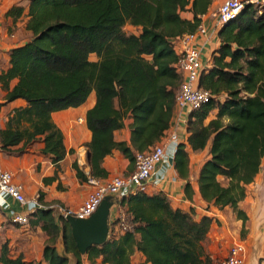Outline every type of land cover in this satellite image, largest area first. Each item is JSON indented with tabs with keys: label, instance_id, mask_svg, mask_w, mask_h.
I'll use <instances>...</instances> for the list:
<instances>
[{
	"label": "trees",
	"instance_id": "1",
	"mask_svg": "<svg viewBox=\"0 0 264 264\" xmlns=\"http://www.w3.org/2000/svg\"><path fill=\"white\" fill-rule=\"evenodd\" d=\"M213 0H30L27 8L13 7L7 16L21 18L27 10L25 30L30 41L13 48L9 66L0 73L6 102L24 100L0 131L1 149L44 144L42 153L60 169L68 151L64 134L54 123L55 112L78 108L92 93L96 105L87 114L92 140L89 175L73 163L77 178L107 179L103 163L119 151L131 164L137 153L150 151L169 129L175 109V90L181 75L172 41L193 34ZM190 12L192 20L182 14ZM139 29L128 34L125 27ZM219 46L211 53L198 87L209 99L193 110L186 123L187 145L179 143L172 167L185 180L184 194L191 197L189 151L209 147V158L199 170L198 192L218 210L232 209L242 221L246 214L238 204L245 186L254 181L264 158V4L248 5L217 33ZM95 56L96 60H92ZM17 81L14 86L12 83ZM215 112V117L209 119ZM131 123V144L116 141L115 133ZM74 153V150L69 152ZM58 169V170H59ZM58 174L45 178L51 184ZM61 186V185H59ZM61 188V187H60ZM119 201V200H118ZM132 229L116 233L86 253L89 264H211L202 245L213 219L199 221L193 213L172 208L161 192L140 193L119 201ZM119 219L114 226L119 224ZM30 224L48 237L44 261L9 256L4 248L0 264H83L70 223L53 210L41 209ZM63 240L65 254L57 251Z\"/></svg>",
	"mask_w": 264,
	"mask_h": 264
},
{
	"label": "crops",
	"instance_id": "2",
	"mask_svg": "<svg viewBox=\"0 0 264 264\" xmlns=\"http://www.w3.org/2000/svg\"><path fill=\"white\" fill-rule=\"evenodd\" d=\"M30 0H0V73L7 70L9 66V53L13 48L19 47L31 40L32 35L25 30L28 17L27 10L25 14L18 19L7 16V13L13 7L27 8ZM223 0H213L208 12L201 17V24L205 33L197 35L192 42V46L199 49L200 61L204 69L210 67L211 53L219 46L217 33L219 28L216 25V13L218 5ZM182 16L187 20H192L193 15L190 12H185ZM178 53V52H176ZM16 80L12 86L16 84ZM7 92L3 90L0 84V131L7 127L10 116L14 110L20 107H25L27 104L24 100H16L7 103ZM96 105V95L92 93L85 104L78 108H70L64 111L55 112L52 115L54 123L62 130L64 134V144L68 154L59 166L65 173H72L76 177V172L73 169V163L77 162L87 175L91 172V167L88 161L87 145L92 140V133L87 126V114ZM178 110L175 108L169 129L165 132L162 138V143H166L169 134L176 128L179 138V143L187 145L188 133L186 130V122H177ZM215 117V112L210 115L209 119ZM131 123L132 120H127L125 127L115 133L116 141H125L131 144ZM160 141V142H161ZM1 148V142H0ZM44 144L38 143L23 147L19 145L14 148L13 153H6L0 150V166L9 170L14 175L15 184L24 192L28 200L38 199L42 205H60L65 208L77 210L86 200L90 187L88 184H81L75 178L77 189L76 193L67 195L68 192H60L57 190L59 180L47 184L45 178H50L55 175L57 166L53 164L51 159L45 156L41 151ZM167 154L171 155V149L167 145ZM74 150V153L69 152ZM170 150V151H169ZM189 151V183L191 186V197L188 198L184 194L185 180L180 179L172 164L166 167L163 179L158 184H151L149 195L163 193L169 200L172 208L180 209L186 213H193L194 219L199 221L201 217L208 216L213 219L210 230L207 234L204 250L209 258L217 259L222 263L228 253L229 248L235 242H242L246 248V256L244 264H264V158L262 159L260 172L254 178V181L245 186V198L238 204L248 220L245 224V236L240 237L242 221L238 220L229 207L223 210H218L216 207L206 204L198 192V175L199 170L205 161L209 158V147L198 153ZM104 168L109 173L107 179H112L118 176H128L135 170V164L122 155L119 151H114L112 155L105 158L103 163ZM162 167L158 165L157 170ZM60 180L64 182L65 176L60 173ZM106 180V179H104ZM65 188H68L64 184ZM75 195H78L75 198ZM125 212V209L116 204L111 212L110 222L116 220L119 213ZM5 220L0 217V223ZM0 224V228H1ZM37 233L35 236L27 235L23 239L24 245L19 255H22L26 261H44L43 250L48 237L42 232L39 227L35 228ZM38 246V250L33 251L31 247ZM57 251L60 255H65L64 242L61 239L57 242ZM14 256V257H18ZM73 261V257L68 256ZM142 254L135 253L133 263L138 264L143 261ZM88 262V261H87ZM46 264L45 262H43ZM89 264V263H88Z\"/></svg>",
	"mask_w": 264,
	"mask_h": 264
},
{
	"label": "built area",
	"instance_id": "3",
	"mask_svg": "<svg viewBox=\"0 0 264 264\" xmlns=\"http://www.w3.org/2000/svg\"><path fill=\"white\" fill-rule=\"evenodd\" d=\"M257 4H264V0H223L216 13L217 27L220 29L224 24L234 20L246 6ZM204 33V27L199 25L193 34L172 41L174 50L178 52L175 67L181 75L180 84L175 90V108L179 112L177 122L187 123L189 114L199 109L209 99V93L198 87V80L204 67L200 61L199 49L192 46L195 37ZM178 144L179 138L175 128L169 134L166 143L161 141L150 151L136 154L135 170L130 175L106 180L90 177L87 182L90 192L77 210L55 204L45 206L39 203L38 199L28 200L15 184L13 173L0 166V217L22 228L28 227L34 214L41 209L53 210L56 215L66 220L69 217L88 220L106 197H114L120 201L132 195L147 193L151 184H158L164 177L166 167H169L171 160L173 161ZM167 145L171 149L170 156L167 154ZM158 165L162 167L159 170L156 169ZM118 205L120 206V202ZM118 219L119 224L114 226ZM116 220L110 222V235L112 228L116 233L132 229L127 213H119ZM245 256V245L238 241L229 248L221 264H244Z\"/></svg>",
	"mask_w": 264,
	"mask_h": 264
},
{
	"label": "water",
	"instance_id": "4",
	"mask_svg": "<svg viewBox=\"0 0 264 264\" xmlns=\"http://www.w3.org/2000/svg\"><path fill=\"white\" fill-rule=\"evenodd\" d=\"M88 161H90L89 153ZM170 163H172V160ZM118 203L119 201L115 200L114 197H106L90 219L67 218L77 247L82 255H85L92 247L104 245L108 241L112 208Z\"/></svg>",
	"mask_w": 264,
	"mask_h": 264
},
{
	"label": "rangeland",
	"instance_id": "5",
	"mask_svg": "<svg viewBox=\"0 0 264 264\" xmlns=\"http://www.w3.org/2000/svg\"><path fill=\"white\" fill-rule=\"evenodd\" d=\"M125 32L128 34H138L139 29L132 27L130 25H127L125 27ZM91 59L96 60V57L91 56ZM56 172L58 174V180H59L58 185H57L58 191L68 192L67 195H71L72 193H76L79 190V189H77V186H75V183H76L75 178H77V175L75 177L72 173H65V171H63L61 168L59 170H56ZM60 173L64 174V176H65L64 182H62L60 180ZM78 181L81 184H86V183H82L79 179H78ZM64 184H66L68 186V188H65ZM59 185H61V186H59ZM77 197H78V195H75V198H77ZM0 224H2L1 228H0V256H1L5 247H7L9 250V256H11V257L18 256L20 251L23 248V245L25 244L23 239L25 237H27V235H29V237L30 236L32 237V236H35L37 233L36 229L32 226V224H30L26 228H22V227L13 225L8 220H5L4 223H0ZM240 234H241V230H240ZM206 238H207V236H206ZM205 240L202 243L203 247H205V242H206ZM38 249L39 248L37 245H33L31 247V250L36 251V252ZM83 257H84L82 260L83 264H88L89 262H87L88 260H87L86 254L83 255ZM72 264H75V261H72ZM211 264H220V261H217V259H215V258H213V259L211 258Z\"/></svg>",
	"mask_w": 264,
	"mask_h": 264
}]
</instances>
